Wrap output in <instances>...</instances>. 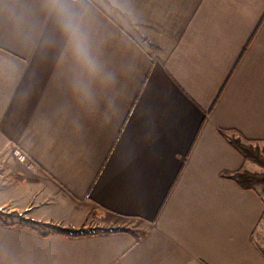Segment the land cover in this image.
I'll use <instances>...</instances> for the list:
<instances>
[{
	"label": "crops",
	"instance_id": "0c3cea01",
	"mask_svg": "<svg viewBox=\"0 0 264 264\" xmlns=\"http://www.w3.org/2000/svg\"><path fill=\"white\" fill-rule=\"evenodd\" d=\"M221 130L264 150V0H0V264H264Z\"/></svg>",
	"mask_w": 264,
	"mask_h": 264
},
{
	"label": "trees",
	"instance_id": "16d2710c",
	"mask_svg": "<svg viewBox=\"0 0 264 264\" xmlns=\"http://www.w3.org/2000/svg\"><path fill=\"white\" fill-rule=\"evenodd\" d=\"M221 133L245 160L255 162L264 169V150L253 145L256 140L246 139L241 135L233 138L229 134L230 130H221ZM221 175L235 180L243 189H253L256 185H262L264 192V172H252L243 169L234 172H222Z\"/></svg>",
	"mask_w": 264,
	"mask_h": 264
},
{
	"label": "clouds",
	"instance_id": "9594fccd",
	"mask_svg": "<svg viewBox=\"0 0 264 264\" xmlns=\"http://www.w3.org/2000/svg\"><path fill=\"white\" fill-rule=\"evenodd\" d=\"M60 14L64 29L74 37L76 41L77 50L83 53L85 51L83 44L84 37L79 31L78 21L74 13L69 7L62 6L60 9Z\"/></svg>",
	"mask_w": 264,
	"mask_h": 264
},
{
	"label": "rangeland",
	"instance_id": "374dc122",
	"mask_svg": "<svg viewBox=\"0 0 264 264\" xmlns=\"http://www.w3.org/2000/svg\"><path fill=\"white\" fill-rule=\"evenodd\" d=\"M233 138L234 137H237L238 136V134H236V133H234V132H230L229 133ZM253 145L254 146H258L259 148L261 147H263L262 145V143H253ZM257 168H259V171L258 172H264V169L260 166V165H257Z\"/></svg>",
	"mask_w": 264,
	"mask_h": 264
}]
</instances>
